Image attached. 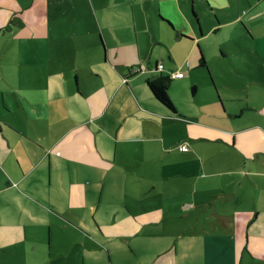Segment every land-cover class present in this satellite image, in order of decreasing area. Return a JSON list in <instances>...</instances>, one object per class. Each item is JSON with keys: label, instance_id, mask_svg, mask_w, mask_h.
I'll list each match as a JSON object with an SVG mask.
<instances>
[{"label": "crops", "instance_id": "crops-1", "mask_svg": "<svg viewBox=\"0 0 264 264\" xmlns=\"http://www.w3.org/2000/svg\"><path fill=\"white\" fill-rule=\"evenodd\" d=\"M12 1L0 0V264H87V244L111 264H264V0H191L194 21L173 0L185 24L138 0L191 41L183 60L232 28L218 97L203 80L198 103L195 66L172 77L183 61L147 45L132 0ZM160 76L182 90L175 115L146 86Z\"/></svg>", "mask_w": 264, "mask_h": 264}, {"label": "rangeland", "instance_id": "rangeland-1", "mask_svg": "<svg viewBox=\"0 0 264 264\" xmlns=\"http://www.w3.org/2000/svg\"><path fill=\"white\" fill-rule=\"evenodd\" d=\"M10 0H3V3H6L8 6L9 5H15V1L10 2ZM18 2V0H16ZM135 3V6L140 9L141 11L136 12L138 13L139 19L144 22H148L150 20V16L146 14L144 11L143 6L138 2V0H132V3ZM111 3L112 7H115L117 1H110L109 4ZM203 4V3H202ZM79 10H82L83 8L81 6H78ZM192 9H194L192 1L189 0L187 10L188 13L190 14V17L194 21L193 14H192ZM2 10V8H0ZM201 10H202V15H204L207 20H211L212 16L209 14L208 9L203 5H201ZM208 14H207V12ZM195 12V10H193ZM161 12L164 15H169L171 17H174L173 19L180 23V24H185L186 22L182 18L181 15L178 14L177 7L175 5V2L173 0H162L161 3ZM1 13V12H0ZM1 15V14H0ZM211 18V19H210ZM87 20V18H85ZM160 22V23H159ZM196 22V21H195ZM0 25H2V21L0 20ZM149 28V31L144 37V40L146 41L147 45H151V42L153 40H156V43H158L155 47V54L159 55L162 59H164L166 62H169L170 64H174L176 66H180V64L183 61V66L180 67L178 70L182 74H186L188 72L190 63L191 67L193 68V75L191 76V79L193 80L195 85L199 87V93L197 95V98L195 99V103H198L200 101H204V98H206V95H204V83L203 80H205V85L209 86V88L213 89L215 92V99L218 97V90L214 89L212 86L213 77L212 73L214 75V72L218 71L223 64V57L221 56V49H219V44L218 42H227V43H232L234 41V38L230 37V31L232 30L231 27H226V32L227 35L223 37L222 35H219V33H212L209 34L205 37H201V41L198 44H195V49H194V54L189 60H183V52L184 48L182 47V44H189L191 41L188 40H183V41H176L177 32L172 26L173 24L165 19L160 12H158L157 6L154 7L153 10V17L151 22H148L146 24ZM4 28H7L9 26V21L2 25ZM158 26H161L159 29ZM199 28V27H198ZM2 36L4 33H1ZM1 36V35H0ZM9 40L11 38V34L6 32L5 35ZM181 38V37H180ZM0 40V49L3 47V42ZM187 42V43H185ZM2 44V46H1ZM4 51L3 53H0V72H5L6 71V61L8 60L7 57L10 55V50L8 46L3 47ZM203 55L204 60H205V67H201L200 65V57ZM188 59V58H187ZM187 63V67H186ZM181 88L174 84V81H172L169 90H167L168 95L171 99V101L176 104H178L180 99H183V95L181 93ZM186 92H188V96L192 97V92L190 86L187 87ZM218 102L219 99L217 98ZM219 104H221L219 102ZM175 106V105H174ZM130 240H124V245L126 252L128 253L129 256H133L132 251L129 249V243ZM87 249L86 252V257H87V264H111L107 252L105 251V257L104 259H101L98 262H95L94 259L99 257L101 253H99L98 249H95L92 247L90 244H87L85 247ZM122 250V248L120 249ZM247 256H244L245 262L249 260V257L246 258ZM133 259V258H132Z\"/></svg>", "mask_w": 264, "mask_h": 264}, {"label": "trees", "instance_id": "trees-1", "mask_svg": "<svg viewBox=\"0 0 264 264\" xmlns=\"http://www.w3.org/2000/svg\"><path fill=\"white\" fill-rule=\"evenodd\" d=\"M201 67H205V60L203 55L200 57ZM141 71L139 68H135L134 73ZM172 79L170 76L150 78L146 80V86L151 94V96L159 102L163 107H165L171 114H177L176 108L171 101L167 90L171 85ZM195 91V88L192 89V92Z\"/></svg>", "mask_w": 264, "mask_h": 264}, {"label": "built area", "instance_id": "built-area-1", "mask_svg": "<svg viewBox=\"0 0 264 264\" xmlns=\"http://www.w3.org/2000/svg\"><path fill=\"white\" fill-rule=\"evenodd\" d=\"M135 69L132 70V72H134ZM173 78H182L183 74L182 73H176L175 75L172 76Z\"/></svg>", "mask_w": 264, "mask_h": 264}]
</instances>
